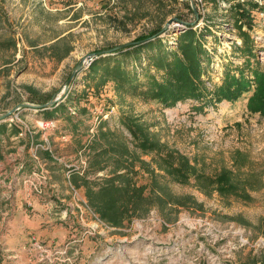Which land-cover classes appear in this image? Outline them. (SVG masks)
Wrapping results in <instances>:
<instances>
[{"label": "rangeland", "instance_id": "obj_1", "mask_svg": "<svg viewBox=\"0 0 264 264\" xmlns=\"http://www.w3.org/2000/svg\"><path fill=\"white\" fill-rule=\"evenodd\" d=\"M250 2L259 8L251 11V28L242 25L252 43V56L246 59L236 49L242 40L236 28L235 5L240 3L247 9ZM174 18L191 24L193 30L204 35L201 39L210 59L204 65L207 87L219 85L225 69H240L245 60H256L264 70V0H0V116L20 104L48 102L63 90L82 57L134 42L162 29ZM182 29L173 23L157 38L168 50L175 51ZM122 58L120 63L136 71L141 83L146 73L155 74L144 54L139 64L132 57ZM89 64L72 80L68 98L61 102L63 109L49 113L51 119L42 110L27 107L4 121L19 136L33 132L38 139L46 138L25 146L30 152L17 161L19 143L9 141L13 134L2 137L4 160L0 163L11 166L16 176L27 167L29 171L21 182L46 177L42 196L37 197L42 205L51 202L53 212L45 208L39 213L47 216L44 222L48 217L53 221L40 225L61 228L64 235L63 241L57 243L32 233L25 246H9L6 235L14 189L2 174L0 264H43L39 258L44 250L64 246L65 261L55 264H264V116L246 111L250 93L234 103L224 101L203 111L196 110L198 104L190 100L164 108L155 100L116 89L112 81L97 93L88 89L85 75ZM156 76L160 78L161 74ZM29 88L37 101L31 102ZM122 115L135 118L151 139L185 156L206 175L214 176L223 168L234 170L236 162L248 159L251 163L241 173L259 174L262 185L250 191V199L244 201L221 197L215 191L206 194L193 181L179 184L161 180L158 183L171 195L189 196L198 206L190 204L177 211H172L171 206H152L140 217L119 226L109 225L87 203L85 188H77L71 178L75 173L95 187L111 170L112 165L96 173L89 168L91 144L104 120L109 121L111 131L124 134L133 155L152 162V155L136 150L132 137L119 126ZM41 120H53L54 129L41 131ZM112 143H118L116 137ZM40 151L48 162L38 155ZM29 154L34 162L26 160ZM151 166L155 168L152 163ZM135 170L137 185L150 183L149 175L139 169L138 163ZM34 213L29 211V217Z\"/></svg>", "mask_w": 264, "mask_h": 264}, {"label": "trees", "instance_id": "obj_2", "mask_svg": "<svg viewBox=\"0 0 264 264\" xmlns=\"http://www.w3.org/2000/svg\"><path fill=\"white\" fill-rule=\"evenodd\" d=\"M235 7L236 28L242 40L236 49L246 55V59H250L252 43L248 32L242 30V25L247 24L248 30L251 28V11L259 6L250 2L247 9L240 3H236ZM160 34L161 29L152 31L146 36L138 37L130 47L93 59L85 75L87 88L94 89L97 93L108 81H112L116 89L145 100H155L164 108H173L178 103L190 100L198 104V111H203L209 106L215 108L224 101L234 103L244 94L250 93L245 104L246 111L249 115L264 116V70L256 60L255 63L245 60L240 69H225L221 83L213 84V87L209 88L203 80L206 74L204 65L210 63L209 54L201 39L204 35L189 26L179 34L176 50L170 51L157 38ZM142 54L147 59V66H151L155 72L146 73L144 83L139 81L136 71L126 69L119 59L132 57L134 62L139 64ZM156 74H161V77L158 78ZM27 92L31 96V102L37 101L34 99L36 95L33 89L29 88ZM61 109L63 105L59 103L42 111L47 119H51L49 113ZM119 126L132 137L136 150L144 155H152L151 163L155 168L151 163L133 155L124 134L119 130L111 131L109 121L104 120L98 126V133L91 144L89 168L96 173L112 165L111 170L95 187L94 183L80 179L75 173L71 178L77 188H85L87 203L98 217L109 225L119 226L133 217H140L152 206H171L172 211L190 204L198 206L189 196L171 195L166 187L160 186L158 181L161 180L169 179L179 184H189L193 181L197 189L206 194L215 191L221 197H234L244 201L250 199V191L257 190L262 185L259 174L258 177L241 173L245 166L251 163L248 159L239 164L236 162L234 170L223 168L214 176H209L198 171L185 156L176 151H169L151 139L135 118L122 115L119 118ZM17 132L15 128L9 129L6 122H0V159L1 138ZM114 137L118 140L117 144L112 143ZM135 163L149 175V184L137 185L135 176L138 171L135 170Z\"/></svg>", "mask_w": 264, "mask_h": 264}, {"label": "crops", "instance_id": "obj_3", "mask_svg": "<svg viewBox=\"0 0 264 264\" xmlns=\"http://www.w3.org/2000/svg\"><path fill=\"white\" fill-rule=\"evenodd\" d=\"M35 135L36 134L33 132H24L21 136L13 134L8 138L9 141L19 143L18 149L15 151V157L17 158V161H21L22 158L25 159V153L30 152L28 148H24L25 146H30L33 141L41 140V142H43L46 140V138L41 137L38 139ZM38 155L44 161H47V158L45 157L46 154L44 152L40 151ZM30 158L31 154H29V157H26V160H31L32 162H34ZM2 160H4V157L0 160V162ZM14 161H16V159H14ZM28 171L29 170L26 167L24 172H20V176H16L15 171L11 170V166L6 167L0 163V176H2V174H5L3 178L8 180V183L10 185L12 184V187L14 189V192L12 193V198H14L11 201V203H13V212L9 220V229L6 235L7 243L9 246L21 248L25 246L28 239V235L32 233L36 234L39 238H50L51 240L49 241L52 242L58 243L60 241H63L64 231H62L61 228L57 227L56 229V226H53L54 228L44 226L43 228H41V222H43V225L46 224L45 222H47V224H52L53 220L51 217H48L49 220L44 222L43 220H45L47 216H41L39 212L40 210H44L46 208L48 210L47 212L51 214L53 212V204L49 202L46 205H42L43 201L39 199V197H37L36 195L31 194L27 184H25L23 181L21 182L23 175L27 174ZM4 194L5 193L3 192V195ZM27 204H29L30 206H28ZM32 210L35 211V213L33 216L29 217L28 213Z\"/></svg>", "mask_w": 264, "mask_h": 264}, {"label": "water", "instance_id": "obj_4", "mask_svg": "<svg viewBox=\"0 0 264 264\" xmlns=\"http://www.w3.org/2000/svg\"><path fill=\"white\" fill-rule=\"evenodd\" d=\"M196 19H197V15H196ZM173 23L180 24V27L183 28L181 31H183L184 29L188 28L191 25L189 23L182 22V21H180L177 18H174V19H171V20L166 22V24L161 29V33L166 32ZM193 25H195V23H193ZM133 44H134V42L125 43V44H122V45H117V46L112 47L110 49L96 51V52L90 53V54L82 57L79 60V62L77 63L76 68L73 71V73L71 74L70 78L66 81L63 90L57 96L52 97L48 102L43 103L41 105L20 104V105L16 106L15 108H13L11 111H9V112L5 113L4 115L0 116V122L5 121L8 118V116H10L15 111H17L19 109H22V108H27L28 107V108H34V109H39V110H45V109H49L52 106L58 105L59 103H61L65 99V97L67 96V93H68V89H69V87H70V85L72 83V80L75 78L76 74L79 71H81V69L83 68V66L86 63L91 62L95 58L112 55L116 51L123 50V49H125L127 47H130Z\"/></svg>", "mask_w": 264, "mask_h": 264}, {"label": "built area", "instance_id": "obj_5", "mask_svg": "<svg viewBox=\"0 0 264 264\" xmlns=\"http://www.w3.org/2000/svg\"><path fill=\"white\" fill-rule=\"evenodd\" d=\"M263 56V52L261 53ZM12 121V119L10 120ZM38 127L43 132H48L54 129V121L53 120H41L38 122ZM33 176H36V173H34ZM46 180L45 176H40L38 181L35 182L32 178H27L23 182L27 184L28 188L30 189V193L36 196H42L43 193V183ZM30 206L29 204H27ZM35 241V238L32 239V242ZM34 246H37V242L33 244ZM67 248L64 247H55V248H49L44 250V254H41L39 261H41L43 264H55L59 261L64 262L65 261V254H66ZM69 261V259H68Z\"/></svg>", "mask_w": 264, "mask_h": 264}]
</instances>
